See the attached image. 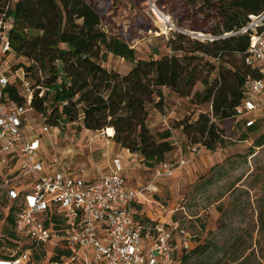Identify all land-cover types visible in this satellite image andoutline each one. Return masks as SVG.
Masks as SVG:
<instances>
[{
	"label": "trees",
	"instance_id": "1",
	"mask_svg": "<svg viewBox=\"0 0 264 264\" xmlns=\"http://www.w3.org/2000/svg\"><path fill=\"white\" fill-rule=\"evenodd\" d=\"M183 1L208 20H216L204 32L209 36L175 32L167 44L168 55L141 60L131 45L105 31L103 16L91 0H0V31L9 26L5 39L11 47L0 57V69L6 59L19 61L13 69L23 71L33 93L28 105L21 83L12 79L4 101L31 107L50 127L73 125L94 133L112 128L117 145L154 168L167 162L177 147L171 130L155 133L149 126V106L160 109L162 89H168L196 106H211L209 113L196 119L178 121L176 127L188 141L211 152L224 147L226 123L238 119L237 109L247 98L248 81L262 78L261 67L247 63L252 32H239L252 16L264 14V0ZM2 41L0 36V47ZM109 54L133 63V68L127 74L107 70L104 64ZM2 71L7 76L14 74L10 69ZM199 84L204 90L194 92ZM155 97L159 101L155 102ZM247 129L258 131L256 125ZM255 145L264 146V135ZM0 209V231L7 240V251L16 252V257L27 248L14 230L20 210L6 199ZM3 247L0 243V258L14 257L1 252ZM193 249L178 251L179 264H187V254ZM208 250L207 245L199 246L193 255L201 258ZM54 252L57 264L70 258L65 248Z\"/></svg>",
	"mask_w": 264,
	"mask_h": 264
},
{
	"label": "rangeland",
	"instance_id": "2",
	"mask_svg": "<svg viewBox=\"0 0 264 264\" xmlns=\"http://www.w3.org/2000/svg\"><path fill=\"white\" fill-rule=\"evenodd\" d=\"M91 2L103 16L105 31L131 45L141 60L168 55L167 44L175 32L206 37L209 35L204 32L210 29L211 22H216L196 12L183 0ZM2 54L0 52V57ZM17 64L19 61L6 59L2 70L10 69L16 73L13 67ZM104 67L127 74L133 63L109 54ZM22 73L20 70L19 74ZM203 90L204 86L199 84L194 92ZM162 93V107L149 106V126L155 133L171 130L178 146L167 162H175L180 158L176 152L190 157L189 149L198 147L176 127L178 121L186 117L196 119L201 113H209L211 106H196L190 99L180 98L168 89H162ZM260 100V109L252 116L256 120L257 132L248 131L243 120L227 122L224 147L215 152L201 148L188 169L179 171L174 178H159L157 181H163L154 183L159 190L155 193V200L163 208L146 206L147 212H152L156 219L159 216L157 209H160L167 220L179 221L188 229L194 249L187 254V264H234L235 261L264 264V146L258 148L255 145L264 135V96ZM157 101L159 99L155 97ZM46 126L48 133H44ZM25 132L30 139H41L40 156L52 169L77 171L83 168L97 176L108 172L112 158L125 154L105 131H79L73 125L50 127L35 111L27 113ZM243 136L247 140H242ZM122 159L126 162L125 157ZM158 167L146 166L138 155L130 158L128 175L136 184H147L153 181ZM6 241L0 231V243L4 244L1 252L14 256L16 252L7 251ZM204 245L209 246L204 256L193 255L197 247ZM54 256L52 247L43 248L32 253L29 264H57L53 261Z\"/></svg>",
	"mask_w": 264,
	"mask_h": 264
},
{
	"label": "built area",
	"instance_id": "3",
	"mask_svg": "<svg viewBox=\"0 0 264 264\" xmlns=\"http://www.w3.org/2000/svg\"><path fill=\"white\" fill-rule=\"evenodd\" d=\"M8 29L5 25L0 31L3 54L11 50L5 39ZM249 32L247 63L258 64L262 78L248 81L247 98L237 109L246 128L255 126L252 116L264 96V14L252 16L239 33ZM12 79L21 83L28 105L33 98L24 73L7 76L0 69V203L6 199L20 210L14 230L27 248L16 257L0 258V264H28L33 252L46 247L67 249L70 258L64 264H179L178 251L193 247L188 229L179 221L165 226L151 219L145 225L136 217L135 205L140 196L154 192V183L140 190L129 188L118 158L95 181L85 179L83 168L75 173L49 169L40 156L41 139H30L25 132L27 113L33 110L4 101ZM48 132L46 126L44 133ZM200 149L191 148V159L163 163L156 178H174L192 164Z\"/></svg>",
	"mask_w": 264,
	"mask_h": 264
},
{
	"label": "crops",
	"instance_id": "4",
	"mask_svg": "<svg viewBox=\"0 0 264 264\" xmlns=\"http://www.w3.org/2000/svg\"><path fill=\"white\" fill-rule=\"evenodd\" d=\"M261 101V100H259ZM262 106V105H261ZM260 109V108H259ZM258 109V110H259ZM109 137V136H108ZM112 140H113V137H110ZM121 148V147H120ZM189 154H190V157H185L183 155L182 152H176V156H178L180 154V158H186V159H191L192 158V153H191V149H189ZM120 152H124L125 154H122L121 156H116L115 158H112V161L116 158L120 159L122 162H123V159L122 158H126V162H123V165H124V168H125V171L123 173V176L125 178V181H126V184L129 188L131 189H134V190H140V189H144L146 188L147 186H149L150 184L152 183H155L157 181V178H156V174L158 171L161 170L162 168V165L163 164H160L159 167L157 168L156 170V173L153 175V181H149L147 184H136L132 179H130V175H128V163L130 164V158H134V157H137L138 155L136 154H132L130 153L129 151L127 150H124L121 148ZM126 153L128 155H126ZM175 156V157H176ZM180 158H177V160H179ZM134 162V160H133ZM191 166V165H190ZM190 166L186 167L185 169H188ZM110 167V166H109ZM108 167V168H109ZM157 167V166H155ZM154 167V168H155ZM49 168V167H48ZM51 170H58V171H65V172H72V173H75V171L71 170V169H64V168H58V169H52V168H49ZM184 170V169H182ZM181 172V170H179ZM178 171V172H179ZM177 172V174H178ZM176 174V175H177ZM100 177V174L95 176V175H91L90 172H87L86 175H85V179L87 181H95L97 180L98 178ZM167 179H171V178H167ZM160 181H163V180H158L157 182H160ZM157 186V184H155ZM154 185V186H155ZM155 186V190L153 193H146V194H143L142 196H140L139 200H138V203L135 205V213H136V217H137V220L140 222V223H143L144 221H150L151 219H154L156 220V222H158L159 224H162V225H165V226H170L171 224H173L175 221L173 219H169L167 220V218L164 217L163 213L161 212L160 209H157V212L159 213V216L158 218L155 219V216L153 215L152 212H147V208L146 206H151V208L153 209L154 206H157V207H162L160 205V203H158L156 200H155V193H157L159 190H158V187ZM47 248V247H46ZM55 251V250H54ZM30 263V261L28 262V264Z\"/></svg>",
	"mask_w": 264,
	"mask_h": 264
},
{
	"label": "bare ground",
	"instance_id": "5",
	"mask_svg": "<svg viewBox=\"0 0 264 264\" xmlns=\"http://www.w3.org/2000/svg\"><path fill=\"white\" fill-rule=\"evenodd\" d=\"M106 134L109 136V137H113L114 134H115V131L114 129L110 128L108 130H105Z\"/></svg>",
	"mask_w": 264,
	"mask_h": 264
}]
</instances>
